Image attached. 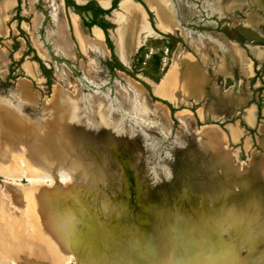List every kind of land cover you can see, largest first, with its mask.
Here are the masks:
<instances>
[{
	"label": "rangeland",
	"instance_id": "obj_1",
	"mask_svg": "<svg viewBox=\"0 0 264 264\" xmlns=\"http://www.w3.org/2000/svg\"><path fill=\"white\" fill-rule=\"evenodd\" d=\"M128 1L142 20L125 57ZM164 1L61 0L70 54L51 0H0V115L13 119L0 125V264H136L146 240L164 257L157 225L174 210L223 250L212 264H264V0ZM74 16L86 48L102 36L97 52Z\"/></svg>",
	"mask_w": 264,
	"mask_h": 264
},
{
	"label": "bare ground",
	"instance_id": "obj_2",
	"mask_svg": "<svg viewBox=\"0 0 264 264\" xmlns=\"http://www.w3.org/2000/svg\"><path fill=\"white\" fill-rule=\"evenodd\" d=\"M164 1V0H163ZM229 1H232V0H229ZM165 3H166V0L164 1ZM233 2V1H232ZM51 3H52V7L54 8V12H55V14H56V16H55V18H56V23L58 24V26H59V29H60V31L59 32H57V34H56V36L53 38V39H55V43H57V45L59 46V52H61L60 50L61 49H63V50H65L66 52H68V53H70V54H73L74 53V50H73V48H72V45H71V43H70V41H69V38H68V36H67V32H66V30H65V28L64 27H62V26H60L61 25V21H62V23H64V19H63V14H62V11H61V0H51ZM137 3V2H136ZM157 5V4H156ZM228 5V4H227ZM121 10L122 11H124L125 12V15L123 14V16H122V21L124 22V25H123V27H122V33H121V43H120V46H121V50H122V56H128V50L130 49V47H131V40H130V33H131V29H132V25L130 24V22H131V20H134L135 22H136V24L138 25V23L142 20V13H141V9H140V7L139 6H136L134 3H132V2H130V1H128V2H125L122 6H121ZM120 10V11H121ZM2 11V10H1ZM157 11H158V13L160 14V15H163L164 16V13H163V11L160 9V7L157 5ZM237 13V12H236ZM6 14V13H5ZM75 15V14H74ZM1 17V16H0ZM162 17V16H161ZM171 17H172V14H170V16L168 17L169 18V22L170 23H174L173 22V18L171 19ZM36 20V18L34 19V21ZM72 22H73V25L75 26V28H76V30H77V32H78V34H79V37H80V39H81V42H82V44H83V47H84V49H85V51H89V52H91V50H93L92 51V53H95V52H97L98 50H99V47L101 46L100 44H101V42H102V36L96 31V30H94L93 31V33H92V35H91V38L89 39V47L88 48H86V43H87V40H88V37H86L85 36V34H83V32H82V29H81V23H80V20L78 19V17H76V16H74L73 18H72ZM249 22V21H248ZM250 22L251 23H253V24H257V23H259L258 22V20H257V18H255V17H252V19H250ZM170 25V24H169ZM137 27V26H136ZM172 28V27H171ZM98 29V28H97ZM138 30V29H137ZM4 33V28H3V24H2V22H1V20H0V34H3ZM136 33V37H137V31L135 32ZM172 33V32H171ZM136 37H135V40H136ZM197 41H198V44L199 45H201L202 46V44H203V46L205 47V44H204V41H203V39L202 38H199V39H197ZM135 42V41H134ZM216 43V42H215ZM135 45V44H134ZM199 45H197V46H199ZM217 45H222L221 43H219V44H217ZM200 47V46H199ZM133 48H134V46H133ZM202 49V48H201ZM217 49H218V47H217ZM204 51H206L205 49H203ZM220 51L222 52V53H224L225 51H226V49H225V47L222 45V49H220ZM231 55V54H230ZM233 56V55H232ZM233 58V57H232ZM127 59V58H126ZM232 60H234V59H232ZM235 61V60H234ZM125 62H126V60H125ZM182 63V66H183V62H181ZM245 63V62H244ZM2 65H1V63H0V67H1ZM184 68V67H183ZM182 70H184V69H182ZM182 70H181V72H182ZM242 70H244V72L247 74V71H246V67H244V68H242ZM185 71V70H184ZM170 73V72H169ZM30 74V73H29ZM168 76V75H167ZM195 78V77H194ZM170 81H171V79H170ZM26 84V83H25ZM21 88V87H20ZM214 89V88H213ZM242 90V89H241ZM20 93L21 94H23V95H25L26 96V98H29V99H33V98H31V97H33V94L31 93V91H30V89H29V87H27L26 85H25V87H23V88H21L20 89ZM137 98V97H136ZM216 99V98H215ZM137 101L139 100L140 101V95L138 96V98L136 99ZM178 100V99H177ZM212 101H214V100H212ZM210 102V101H209ZM131 103V102H130ZM217 103V102H216ZM1 110V109H0ZM138 112H140L142 115H146V111L142 108V109H139V111ZM149 112H150V110H149ZM151 112H153L154 114H156V110H154V108H152L151 109ZM187 112V111H186ZM105 113H107L108 114V116L106 117V119H105V122H107L108 123V126L112 129V133L114 134V131L116 130V128L114 127V124L115 123H117V120L116 119H114V117L110 114L111 113V111H110V113L108 112V110H106L105 111ZM185 115V114H184ZM183 119H185V121H187L186 119H188V118H184V116H183ZM12 118H8V117H3V116H1L0 115V125H1V127L2 128H4L5 127V125H7V124H9V125H12ZM189 122L187 121V124H188ZM50 124V123H49ZM15 125L17 126V125H19V123H18V121H17V123H15ZM91 126H92V128L93 129H98L97 127H93L94 125H92L91 124ZM15 127V126H14ZM16 128V127H15ZM216 128V127H215ZM16 130H18L17 128H16ZM146 135V134H145ZM115 136H116V134H115ZM26 138H28L27 136H26ZM32 140V139H31ZM33 143V142H32ZM10 144V143H9ZM11 145V144H10ZM33 147H34V145H32ZM38 146V145H37ZM50 146H53V144L50 142ZM62 148L63 149H67L66 147H64L63 145H62ZM34 149H35V147H34ZM37 149H41V148H37ZM154 148H151V147H149L148 148V150H153ZM43 151L46 153V155H47V151L43 148ZM156 151V150H155ZM37 152H39V151H37ZM49 155H50V153H49ZM137 156V155H136ZM143 158H141V160H143L144 161V163H147L148 162V157L146 156V159H145V157L144 156H142ZM159 159V164L161 165V166H163V165H165L166 164V166H165V170H164V172L162 173V175H161V178H163L164 179V176H168L169 177V179L171 178V176H170V171H169V168H168V165H169V163H172L173 161H174V156H173V154H171L170 153V151H168L167 153H165V156L163 157V158H158ZM69 160V159H68ZM67 160V161H68ZM140 160V159H139ZM67 161L64 159L63 160V163H67ZM146 161V162H145ZM152 162V161H151ZM155 162H156V160H155ZM155 162H152V163H155ZM56 163H61V158H55L54 159V161H53V163L51 162V163H47V165L46 166H48V167H53V164H55L56 165ZM159 165V166H160ZM57 166V165H56ZM24 174H26V173H24ZM163 176V177H162ZM56 178V177H55ZM156 182H157V180H160V179H158V177L156 176ZM160 178V177H159ZM41 179L42 178H40V180L39 181H41ZM53 179V178H52ZM36 181H38L37 179H35ZM35 180H32L33 182L35 181ZM44 180H46V179H44ZM47 181V180H46ZM54 181V180H53ZM56 181V180H55ZM169 181V180H168ZM172 181V180H171ZM166 182V181H165ZM33 184V183H32ZM35 185H38V184H35ZM40 185V184H39ZM30 187H31V185H29ZM47 188V187H46ZM30 189V188H29ZM49 189V188H48ZM51 189V188H50ZM32 196V195H31ZM16 198H17V200L20 202V203H22L23 205H24V208H25V210H27L29 207H31L32 206V201H30V199L28 198V197H26V196H24V195H18V196H16ZM66 203V202H65ZM64 203V204H65ZM63 206V205H62ZM73 209V208H72ZM14 212V211H13ZM2 215H3V213H2ZM11 215V214H10ZM71 217V216H70ZM71 219V218H70ZM5 220V219H4ZM39 219H37V220H35V222H34V225H36V226H38V224H39ZM70 221V220H69ZM5 222V221H4ZM11 222V220L9 221V222H7L6 224H9ZM15 224H19L18 222H15ZM45 227V226H44ZM69 228V227H68ZM69 233V232H68ZM27 234V233H26ZM91 235V234H90ZM73 237V236H72ZM91 238H93V237H91ZM95 240V239H94ZM110 245V244H109ZM117 245V244H116ZM115 245V246H116ZM71 246H72V244H71ZM74 248V247H73ZM78 250V249H77ZM41 252V251H40ZM81 252V251H80ZM43 253V252H42ZM71 255V254H70ZM75 259V258H74ZM48 260V262L50 261H52V260H49V258L47 259ZM76 260V259H75ZM0 261H1V259H0ZM55 261V260H54ZM5 262V261H4ZM3 263V262H2ZM3 264H5V263H3ZM28 264V263H27ZM69 264V263H68Z\"/></svg>",
	"mask_w": 264,
	"mask_h": 264
},
{
	"label": "clouds",
	"instance_id": "obj_3",
	"mask_svg": "<svg viewBox=\"0 0 264 264\" xmlns=\"http://www.w3.org/2000/svg\"><path fill=\"white\" fill-rule=\"evenodd\" d=\"M157 227L170 237L167 255L159 257L154 245L146 240L132 248L136 264H212L225 256L223 250L206 235L197 236L190 220L178 210L171 211L165 219L159 221ZM232 227L231 223H222L214 234L217 238L228 235Z\"/></svg>",
	"mask_w": 264,
	"mask_h": 264
},
{
	"label": "crops",
	"instance_id": "obj_4",
	"mask_svg": "<svg viewBox=\"0 0 264 264\" xmlns=\"http://www.w3.org/2000/svg\"><path fill=\"white\" fill-rule=\"evenodd\" d=\"M222 44V43H221ZM223 45V44H222ZM188 118V117H187ZM188 122H189V118L188 119H186Z\"/></svg>",
	"mask_w": 264,
	"mask_h": 264
}]
</instances>
